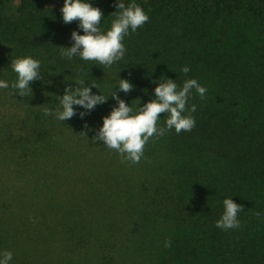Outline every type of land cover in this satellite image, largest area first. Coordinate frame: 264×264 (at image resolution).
<instances>
[{"label":"trees","instance_id":"obj_1","mask_svg":"<svg viewBox=\"0 0 264 264\" xmlns=\"http://www.w3.org/2000/svg\"><path fill=\"white\" fill-rule=\"evenodd\" d=\"M117 2L90 0L104 14L102 30L111 26ZM130 2L124 0L126 5ZM63 3L64 0H55L48 6L45 0H0V43L15 42L31 48L34 40L27 37L28 25L46 17L50 10L59 15ZM136 3L149 20L124 38L127 51L122 61L110 67L114 72L149 91L159 79L171 78L167 64L157 60L150 48L157 45L159 53L156 37H171V30L179 26L192 35L193 45L188 50L177 42L189 66L195 71L194 55L198 48L201 60L213 68L212 93L206 100H198L192 113L195 127L190 132L182 131L170 142L172 148L180 151L184 146L190 158L183 164L161 169L152 183L141 184L137 194L150 214L174 230L163 239L161 264H203L204 260L209 264H264V0ZM71 26L83 34L78 21L71 22ZM60 52L51 62L56 78L60 76L58 72L73 76L78 71L103 67L79 56L62 57ZM19 56L18 50L10 51L8 62ZM0 57L7 61L2 51ZM179 66V75L183 77L181 69L186 65L180 62ZM180 76L175 81L179 86L183 84ZM192 104L188 103L189 107ZM29 124L33 130L13 141L20 143L21 149L1 152L3 160L44 163L45 147L38 149L35 145L47 134V127L38 119ZM32 134L36 139L29 137ZM8 141L12 143L10 138ZM209 159L216 161L214 169L207 167ZM226 197L243 206L238 214V228L223 230L216 226ZM72 211L63 213L64 235L75 244L87 239L88 223L80 216L68 215ZM4 237L0 236L2 252L8 248L4 247ZM166 239L171 241L170 247L164 246ZM96 248L100 250L101 246ZM18 255L13 254V258ZM99 258L104 264H112L114 259L102 252Z\"/></svg>","mask_w":264,"mask_h":264},{"label":"rangeland","instance_id":"obj_2","mask_svg":"<svg viewBox=\"0 0 264 264\" xmlns=\"http://www.w3.org/2000/svg\"><path fill=\"white\" fill-rule=\"evenodd\" d=\"M45 1L48 6L55 3ZM73 31L71 23L63 22L62 13L56 15L50 10L46 17L28 25L27 37L34 40L31 48L15 42L0 43V52L7 57V61L0 57V79H17L8 62L12 50L39 60L43 77L31 83V96L20 97L11 87L0 89V153L21 149L20 143L13 141L33 130L29 129L30 121L41 120L48 130L35 145L38 149L45 147L44 163L17 164L13 159L3 160L0 154V236H5L7 250L19 254L9 264H104L99 258L101 252L113 255L112 264H161L163 239L174 230L150 214L137 194L142 183H152L161 169L185 163L189 154L184 146L182 151L171 147L170 142L177 135L174 129L155 142L150 141L145 147L147 159L142 158L138 164L121 163L115 150L99 140L93 143L103 117L118 106L110 95L113 91L135 107L139 100L142 106L153 99L155 87L149 91L111 68L99 66L73 76L57 71L60 76L54 77L51 62L61 46H72ZM171 34H159V53L157 45H151L150 51L167 64L170 79L178 81L179 63L183 62L190 68L187 75L180 76L183 82L195 78L207 89L203 100L193 89L188 103L206 100L212 93L213 68L201 60L196 48L194 71L177 43L188 50L193 45L192 35L183 26L173 28ZM120 78L134 86L130 92L119 89ZM80 80L89 86L95 83L99 89L91 86L92 93L108 96L106 102L90 111L73 105L76 115L64 122L45 116L44 108L54 111L59 107L57 97L64 94L65 87L75 88V81ZM81 112H85L83 117ZM165 119L161 114L162 126ZM29 137L36 139L35 134ZM9 138L12 143L7 142ZM206 164L210 169L217 165L211 159ZM21 168H26L25 172L18 171ZM69 209L73 211L68 215L80 216L88 223L87 239L75 244L64 235L63 213ZM203 264L209 263L204 260Z\"/></svg>","mask_w":264,"mask_h":264},{"label":"clouds","instance_id":"obj_3","mask_svg":"<svg viewBox=\"0 0 264 264\" xmlns=\"http://www.w3.org/2000/svg\"><path fill=\"white\" fill-rule=\"evenodd\" d=\"M116 11L113 12L111 26L107 30L100 27L104 14L99 7L93 6L90 0H64L61 8L64 23L79 22V28L83 34L73 31L71 38L74 41L71 47H62L60 55L71 59L79 56L84 61H93L95 64L110 68L122 61L126 54L124 38L131 33H136L149 20L144 9L131 0L127 5L124 0H118ZM17 79L9 82L0 79V89L11 87L14 94L20 97L32 95L31 83L43 79L39 60L30 55L13 57L10 62ZM182 72L187 75L190 72L188 66L182 67ZM67 80V79H66ZM76 87L66 86L64 94L58 96L59 107L54 111L44 108L45 116H53L59 121H66L76 115L73 105L82 106L86 110H92L97 104L106 102L108 96L93 94L91 86L98 88L95 83L91 86L85 84V80L75 81ZM118 87L128 93L133 85L127 79L120 78ZM99 89V88H98ZM195 89L203 100L207 89L197 79H186L179 86L174 79H159L154 89L155 97L140 106V100L133 107L121 99L115 91L110 95L117 101L110 113L103 117V124L98 133L92 137L93 143L102 141L110 150H115L121 163L138 164L145 157V147L152 141L163 137L172 129L177 134L190 132L195 127V119L192 115L196 111V105L190 107L188 101ZM161 114L166 119L163 126L160 123ZM85 112H81L83 117ZM85 134V133H84ZM224 211L216 226L223 230L234 229L240 226L238 214L243 211V206L236 203L231 197L223 199ZM255 215L260 216L259 212ZM165 247L171 246L170 240H165ZM13 259V253L9 250L0 252V264H9Z\"/></svg>","mask_w":264,"mask_h":264}]
</instances>
